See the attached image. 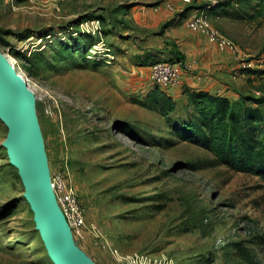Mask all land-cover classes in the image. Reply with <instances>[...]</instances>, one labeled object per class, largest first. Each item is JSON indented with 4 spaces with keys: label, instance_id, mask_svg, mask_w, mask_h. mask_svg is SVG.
I'll list each match as a JSON object with an SVG mask.
<instances>
[{
    "label": "rangeland",
    "instance_id": "rangeland-1",
    "mask_svg": "<svg viewBox=\"0 0 264 264\" xmlns=\"http://www.w3.org/2000/svg\"><path fill=\"white\" fill-rule=\"evenodd\" d=\"M167 1L0 0V48L37 83L50 174L61 173L74 186L86 221L74 238L94 261L264 264V183L225 165L205 167L213 153L181 139L163 116L138 102L148 87L137 83L143 78L133 70V58L148 51L145 38L154 31L175 27H139L135 11L163 7L177 15L224 0H172L176 11ZM247 11L233 0L228 9L206 12L239 47L229 53L236 98L264 95V16L251 19ZM182 27L183 42L190 33L201 34ZM84 36L95 59L88 60L100 65L77 64L82 59L72 46ZM199 64L182 61L183 71L194 74L204 69ZM244 68L259 73H242ZM7 130L0 119V264H55L2 144ZM236 242L250 249L253 262Z\"/></svg>",
    "mask_w": 264,
    "mask_h": 264
},
{
    "label": "trees",
    "instance_id": "trees-1",
    "mask_svg": "<svg viewBox=\"0 0 264 264\" xmlns=\"http://www.w3.org/2000/svg\"><path fill=\"white\" fill-rule=\"evenodd\" d=\"M232 2L224 0L206 3L198 8L205 12L219 13L231 7ZM238 3L247 8L245 17L254 19L264 16V0H238ZM191 8L182 10L178 16H183ZM84 38L81 40L83 45L79 43L72 46L82 59L81 63H77L81 67L85 65L83 62L88 64V59H94L87 53ZM89 44L93 45L94 42ZM172 53L173 56L168 60L182 61L180 51ZM152 56L148 53L147 58ZM97 61L90 63L100 65ZM242 73L255 74L259 70L244 68ZM184 93L185 101H177L165 90L153 85L142 98L138 97V102L163 116L181 139L197 143L213 153L214 157L205 161V167L225 165L234 171L255 175L264 183V95L242 93L238 98L231 99L206 89L190 87H185ZM167 142L172 143L171 139ZM261 243L264 244V240ZM235 246L243 257L253 262L248 247L242 242H236Z\"/></svg>",
    "mask_w": 264,
    "mask_h": 264
},
{
    "label": "water",
    "instance_id": "water-1",
    "mask_svg": "<svg viewBox=\"0 0 264 264\" xmlns=\"http://www.w3.org/2000/svg\"><path fill=\"white\" fill-rule=\"evenodd\" d=\"M36 103L29 80L0 48V119L8 128L2 144L18 169L35 228L55 264H98L76 243L58 203Z\"/></svg>",
    "mask_w": 264,
    "mask_h": 264
},
{
    "label": "crops",
    "instance_id": "crops-1",
    "mask_svg": "<svg viewBox=\"0 0 264 264\" xmlns=\"http://www.w3.org/2000/svg\"><path fill=\"white\" fill-rule=\"evenodd\" d=\"M179 12L181 11H177V15H175L168 9L157 7L149 10H136L133 14V19L139 27L155 28L161 24L165 27L172 23L173 26L169 28L175 27L173 28L174 31L166 30L163 34H158L154 31V35H149L145 38L148 51L141 50L136 57L133 58V70L141 75L140 78H143L137 80V83L139 82L142 85H146L148 87L147 92L152 88V83L149 79L150 66L156 59H168L173 56L172 52L175 51L173 49V41L175 40L181 50L180 52L183 56L182 61L187 63L188 60L191 62V60L197 59L200 63L198 66L204 69L195 71L194 74L184 70L180 82L176 86L163 90L177 101H185V87L206 89L235 99L237 95L229 86V84L232 83L229 77L231 55L228 52L221 51L217 45L210 42L203 33L198 35L190 33L186 37V41L183 42V40H181L182 36L187 33L182 26L190 30L185 25V21L205 11L193 8L189 13L183 16H178ZM178 19L179 21L182 20L181 26L178 25ZM190 31L198 33L192 30ZM148 53L153 54L152 58H147Z\"/></svg>",
    "mask_w": 264,
    "mask_h": 264
},
{
    "label": "built area",
    "instance_id": "built-area-1",
    "mask_svg": "<svg viewBox=\"0 0 264 264\" xmlns=\"http://www.w3.org/2000/svg\"><path fill=\"white\" fill-rule=\"evenodd\" d=\"M183 1L190 3L192 0ZM167 6L173 11L176 10V5L172 0L167 1ZM185 25L192 31L205 34L208 40L215 43L221 51L230 54L239 52V47L235 41L214 27L206 12H200L194 18L186 20ZM182 73L181 61L162 59L151 64L149 79L153 85L162 89H169L180 82ZM51 181L58 203L72 228L73 234L81 235L86 224L85 209L74 186L61 173L51 176Z\"/></svg>",
    "mask_w": 264,
    "mask_h": 264
},
{
    "label": "bare ground",
    "instance_id": "bare-ground-1",
    "mask_svg": "<svg viewBox=\"0 0 264 264\" xmlns=\"http://www.w3.org/2000/svg\"><path fill=\"white\" fill-rule=\"evenodd\" d=\"M29 82H30V87L32 88V89H35L34 87L37 85V83L34 81V80H32V79H29ZM39 85V84H38Z\"/></svg>",
    "mask_w": 264,
    "mask_h": 264
}]
</instances>
